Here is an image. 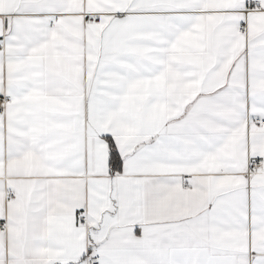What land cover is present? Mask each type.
Masks as SVG:
<instances>
[{"label": "snow or ice", "instance_id": "6c2138e0", "mask_svg": "<svg viewBox=\"0 0 264 264\" xmlns=\"http://www.w3.org/2000/svg\"><path fill=\"white\" fill-rule=\"evenodd\" d=\"M0 264H264V0H0Z\"/></svg>", "mask_w": 264, "mask_h": 264}]
</instances>
